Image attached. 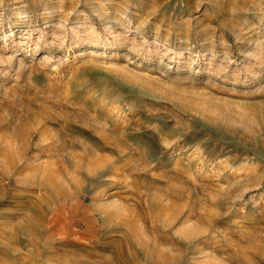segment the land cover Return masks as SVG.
Returning <instances> with one entry per match:
<instances>
[{
    "label": "rangeland",
    "instance_id": "374dc122",
    "mask_svg": "<svg viewBox=\"0 0 264 264\" xmlns=\"http://www.w3.org/2000/svg\"><path fill=\"white\" fill-rule=\"evenodd\" d=\"M0 264H264V0H0Z\"/></svg>",
    "mask_w": 264,
    "mask_h": 264
}]
</instances>
